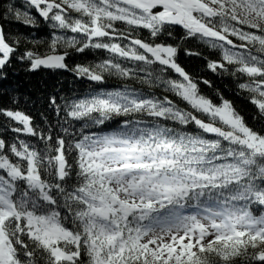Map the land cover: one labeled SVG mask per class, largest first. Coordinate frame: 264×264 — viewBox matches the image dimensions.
I'll use <instances>...</instances> for the list:
<instances>
[{"label":"snow or ice","instance_id":"6c2138e0","mask_svg":"<svg viewBox=\"0 0 264 264\" xmlns=\"http://www.w3.org/2000/svg\"><path fill=\"white\" fill-rule=\"evenodd\" d=\"M23 5L9 3L5 18L34 28L38 16L50 38L21 52V36L9 43L0 26V80L16 61L97 84L136 80L187 108L127 86L50 96L46 127L0 107V133L13 134H0V264H264V132L222 95L219 104L203 95L200 83L211 81L198 83L176 60L188 40L218 53L184 48L237 81L264 121V0ZM177 28L179 44L156 42ZM86 51L107 56L67 63Z\"/></svg>","mask_w":264,"mask_h":264},{"label":"trees","instance_id":"16d2710c","mask_svg":"<svg viewBox=\"0 0 264 264\" xmlns=\"http://www.w3.org/2000/svg\"><path fill=\"white\" fill-rule=\"evenodd\" d=\"M11 3L21 10H24L23 3L12 0H0V26H3L8 42L12 43L11 36L20 35L21 45L20 51L25 48H34L37 46L29 43L32 40L47 41L50 38L51 29L47 24L37 16L38 26L31 28L25 27L22 23H17L14 19L5 18V9ZM33 15H37L33 10ZM183 35V30L177 28L174 37L166 35L161 36L156 42L176 45L180 43V37ZM147 36V32L141 33V38ZM40 51L44 50V45L38 46ZM184 48L192 51H200L203 56L209 59L216 60L219 58L218 53L210 51L203 45H200L195 40H188L183 43V46L178 51L176 60L185 71H187L197 82L201 79L211 81L212 87H208L200 83V91L203 95L209 97L214 103L219 104L220 96L232 102L234 108L245 118L246 123L258 132H264V121H256L253 115L256 109L249 103L243 95H238L236 83L230 76H216L210 71L205 70L206 61L202 57L185 55ZM107 53L86 51L83 54H73L67 60L69 65L77 63L95 62L103 59ZM174 75V74H173ZM143 91L146 94H154L158 97L169 95V98L176 101L181 107L187 108L182 101L178 100L174 95L165 93L161 88H148L136 80H123L117 77H108L102 84L89 82L86 79H78L71 72L66 71H51L39 70L36 72L27 71L25 65L20 62H13L12 67L7 70V79L0 80V107L19 109L33 119L35 125L46 127L45 119L54 123V115L48 108V98L56 95L58 100L61 97L77 98L86 95L89 90H123L125 87ZM15 101V103L13 102ZM4 118L0 117V121ZM117 118L109 123L104 131H110L116 127ZM6 139L10 138L12 133H0ZM28 140H33L31 137H23ZM242 264V262H239Z\"/></svg>","mask_w":264,"mask_h":264},{"label":"water","instance_id":"95a60500","mask_svg":"<svg viewBox=\"0 0 264 264\" xmlns=\"http://www.w3.org/2000/svg\"><path fill=\"white\" fill-rule=\"evenodd\" d=\"M12 1L23 3V0H12ZM180 30H182V29H180Z\"/></svg>","mask_w":264,"mask_h":264}]
</instances>
